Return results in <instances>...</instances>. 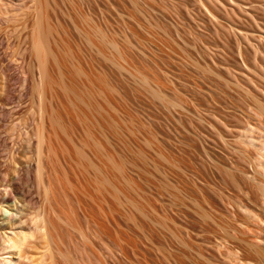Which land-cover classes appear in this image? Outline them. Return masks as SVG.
Masks as SVG:
<instances>
[{"label": "rangeland", "instance_id": "1", "mask_svg": "<svg viewBox=\"0 0 264 264\" xmlns=\"http://www.w3.org/2000/svg\"><path fill=\"white\" fill-rule=\"evenodd\" d=\"M0 264H264V0H0Z\"/></svg>", "mask_w": 264, "mask_h": 264}, {"label": "bare ground", "instance_id": "2", "mask_svg": "<svg viewBox=\"0 0 264 264\" xmlns=\"http://www.w3.org/2000/svg\"><path fill=\"white\" fill-rule=\"evenodd\" d=\"M44 37H45V35H44L43 33H40V32H39V35H38L39 42H38V44H39L40 48H43V46H46V37H45V38H44ZM44 43H45V44H44ZM45 48H46V47H45ZM43 49H44V48H43ZM47 49H48V48H47ZM42 72L44 73V71H42ZM41 76H43V75H41ZM44 76H45V73H44ZM42 78H44V77H42ZM66 86H68V85H66ZM64 87H65V84H64ZM68 88H70V87H68ZM71 89H73V88L71 87L70 90H71ZM66 90L69 91V89H67V87H65V93H66ZM63 91H64V88H63ZM75 93H76V92H75ZM76 95H77V94H76ZM76 99H77V98H76ZM82 102H83V101H82ZM51 116H52V115H51ZM54 116H55V115H54ZM52 117H53V116H52ZM55 117H56V116H55ZM55 117H54V118H55ZM57 117H58V116H57ZM57 117H56V118H57ZM56 118H55V119H52V120H51V123H52L53 120H56L55 123L58 122V121H57L58 119H56ZM47 121H48V120H47ZM53 123H54V122H53ZM55 123H54V125H56ZM46 125H47V124H46ZM58 125H59V124H57L56 126H58ZM50 129H51V128H50ZM45 133H46V132H45ZM80 155H81V154H80ZM107 155H108V154H107ZM81 156H82V155H81ZM81 156H80V157H81ZM108 156L110 157V155H108ZM106 158L108 159L107 156H106ZM113 160H114V159H111V158H110L109 162H111L112 164L114 163L113 165H117V166H118V163L116 162V164H115V161H113ZM80 161H81V160H80ZM86 161H87V160H86ZM77 162H78V161H77ZM76 164H77V163H76ZM112 164H111V166H112ZM78 165H79V164H78ZM82 165H83V164H82ZM119 165H120V164H119ZM80 166H81V165H80ZM113 167H115V166H113ZM118 167H119V166H118ZM82 168H83V167H82ZM85 168H86V167H85ZM86 169H87V168H86ZM100 169H102V171H103V168H100ZM109 169H110V168H109ZM99 171H100V170H99ZM102 171H101V174H102L103 177H104V176L106 175V174L104 175V172H106V171H105V170H104V172H102ZM106 173H107V172H106ZM108 174H109V173H108ZM108 174H107V176H106L108 179H107V178H106V179L101 178V179L105 180V182H106V180H109ZM102 175H101V176H102ZM104 178H105V177H104ZM103 180H102V181H103ZM100 181H101V180H100ZM105 182H104V183H105ZM108 182H109V181H108ZM3 202L7 203V198H6ZM9 206H10L11 208H13V207L11 206V204L8 205L7 210L9 211V213H8V212H7V213L5 212L6 214L3 213V218H4L6 221H9V220L13 219V217H14V215H15V214L11 211V208H10ZM12 243H13V246L10 247V248H13V247H14V248L21 247V246L19 245V243L16 242V241H12ZM14 248H13V249H14ZM17 250H19V249H17ZM10 252H11V251H10ZM11 254H12V253H11ZM8 256H9V255H8ZM10 256H11V255H10ZM10 256H9V257H10ZM10 258H11V257H10Z\"/></svg>", "mask_w": 264, "mask_h": 264}]
</instances>
